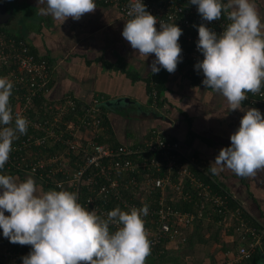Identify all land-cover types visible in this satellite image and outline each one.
Wrapping results in <instances>:
<instances>
[{"label": "built area", "instance_id": "1", "mask_svg": "<svg viewBox=\"0 0 264 264\" xmlns=\"http://www.w3.org/2000/svg\"><path fill=\"white\" fill-rule=\"evenodd\" d=\"M95 1L130 19L127 12L132 0ZM142 3L159 20L175 23L182 29L178 40L182 62L177 69L181 68L187 79L203 86V74L194 67L203 60L196 47L197 27L205 23L219 35L228 23L226 18L202 21L197 6L189 0H142ZM156 27L159 30V24ZM53 69L45 58L32 54L23 40L0 34V77H8L14 83L10 97L14 117L22 116L29 121L27 134L13 143L5 170L22 179L31 175L47 190L77 192L78 203L99 215H106L116 206L126 211L147 204L149 212L144 220L154 263L167 251L180 250L191 233L211 223L235 237L234 262L248 260L256 251L264 254L261 239L264 226L245 219L239 205L219 220L210 216L217 208L221 212L226 209L228 196L212 191L210 186L217 183L202 170L195 156L186 155L182 146L169 141L159 128L151 129L133 145L100 141L104 127L99 100L93 99L79 113L77 101L48 99ZM149 89L155 108L156 83H151ZM261 92L264 93V87ZM247 96L242 106L256 108L264 115V95ZM199 174L211 185L204 183ZM229 198L234 201L233 196ZM182 205L190 206V210L181 209ZM207 208L210 211L206 212ZM31 250L30 245L10 243L0 229V264H22L21 257Z\"/></svg>", "mask_w": 264, "mask_h": 264}, {"label": "clouds", "instance_id": "2", "mask_svg": "<svg viewBox=\"0 0 264 264\" xmlns=\"http://www.w3.org/2000/svg\"><path fill=\"white\" fill-rule=\"evenodd\" d=\"M36 2L38 14L62 21L69 17L79 21L97 8L94 0ZM189 3L197 6L202 21H219L222 16L228 21L219 35L205 23L194 25L196 47L203 55L194 67L203 74L202 85L226 99L229 112L244 113L239 128L230 136V146L219 151L208 170L213 175L218 169H227L239 177L254 176L264 170V115L256 108L245 109L242 102L248 93L264 95V17L256 0ZM127 15L130 19L121 35L138 55H155L148 66L151 74L161 68L175 73L182 62L178 43L182 29L153 16L142 0H132ZM13 89L8 77H0V229L10 243L31 246L21 257L22 264H146L151 254L144 220L147 204L126 211L116 206L99 215L78 203L77 192L45 191L31 175L21 181L5 170L13 143L27 134L29 126L27 118L13 115Z\"/></svg>", "mask_w": 264, "mask_h": 264}, {"label": "crops", "instance_id": "3", "mask_svg": "<svg viewBox=\"0 0 264 264\" xmlns=\"http://www.w3.org/2000/svg\"><path fill=\"white\" fill-rule=\"evenodd\" d=\"M94 2L97 8L93 13L79 21L70 17L62 21L38 14L36 0H9L11 19L0 25V32L23 40L32 54L54 67L48 99L77 101L79 113L93 99L99 100L104 127L100 141L133 145L151 129H162L169 141L179 143L186 155L197 158L200 167L233 196L244 215L264 226V170L249 177H239L227 169H218L216 175L208 170L219 151L230 146V136L239 128L244 113L229 112L223 96L187 79L182 70L170 74L161 68L152 75L148 66L155 55H138L121 35L126 19L115 8ZM256 4L264 17V0H256ZM23 5L27 9L21 8ZM30 11L36 12V24L21 30L33 20ZM9 28L17 34L7 32ZM151 83L163 86L155 108L149 95ZM215 231L213 226L211 231L198 228L190 234L188 241L192 243L178 252L159 255L154 264H264V256L256 263L250 259L234 262L235 237L218 230L213 238ZM146 264H151L150 256Z\"/></svg>", "mask_w": 264, "mask_h": 264}, {"label": "trees", "instance_id": "4", "mask_svg": "<svg viewBox=\"0 0 264 264\" xmlns=\"http://www.w3.org/2000/svg\"><path fill=\"white\" fill-rule=\"evenodd\" d=\"M8 1L9 0H6V2H7V4H8ZM0 34H4L3 32H0ZM7 36H11V35H7ZM48 62V61H47ZM49 63V62H48ZM179 69V71H181V68H178ZM158 86H160V85H157L156 86V89H157V91H158V98H160L161 96H162V92H163V86L161 85L160 87H158ZM69 119L70 120H73L72 118H70L69 117ZM202 170L203 171H205L203 168H202ZM198 173H200V172H198ZM12 175V174H11ZM199 177L202 179V181H204V183H206V184H209V185H211V183L208 181V179L205 177V176H203V175H201V174H199ZM213 179H214V177H212ZM214 181H216L215 179H214ZM211 187V189H212V191L213 192H218V194H220V195H226L227 194V196H228V204H227V207H226V209H222V212L220 211L221 210V208H219V210H214V211H212L211 213H209L210 214V216H212V218H213V220H219V218L220 217H225V216H227L229 213H230V210H233V209H236L237 207H236V202L235 201H232L230 198H229V196H232L227 190H225L219 183H217V185H211L210 186ZM46 190H47V188H45ZM66 190H68V189H66ZM68 191H70V190H68ZM226 193V194H225ZM201 205V204H200ZM181 209H183V210H190V206H186V205H182L181 206ZM208 211H210V209H208L207 208V211L206 212H208ZM245 217H246V219L248 220V221H251V223L253 222L252 221V219H250L249 218V216H247V215H245ZM214 224H207L205 227H206V230L207 231H211L212 230V226H213ZM204 227V226H203ZM204 227V228H205ZM112 230L114 231V229L112 228ZM218 230H220V228H218V227H216V231L213 233V235H212V237L213 238H217L216 237V235H217V231ZM192 240L190 239V241H188L189 242V244L190 243H192L191 242ZM262 243L264 244V236H263V238H262ZM188 243L185 245V247L186 246H188L189 245ZM172 252V251H171ZM175 252H178V251H175ZM170 254V253H169ZM165 255V254H164ZM261 256H264V255H260L259 253H255L253 256H251V258H250V260H251V262H254V263H256V262H258V260H259V258L261 257ZM151 264H154V262L152 261V259H151Z\"/></svg>", "mask_w": 264, "mask_h": 264}, {"label": "water", "instance_id": "5", "mask_svg": "<svg viewBox=\"0 0 264 264\" xmlns=\"http://www.w3.org/2000/svg\"><path fill=\"white\" fill-rule=\"evenodd\" d=\"M12 9L6 0H0V25L7 23L11 19Z\"/></svg>", "mask_w": 264, "mask_h": 264}, {"label": "rangeland", "instance_id": "6", "mask_svg": "<svg viewBox=\"0 0 264 264\" xmlns=\"http://www.w3.org/2000/svg\"><path fill=\"white\" fill-rule=\"evenodd\" d=\"M14 4V1L13 2H11V4ZM15 5V4H14ZM13 5V6H14ZM26 5H23V7H21V8H23L24 10H25V7ZM27 9V8H26ZM31 12V15H32V17H33V20H32V18H31V20L29 21L28 20V22H26V24H24L25 26H23V28H21V30H25V28L27 29L29 26H32V25H35L36 23V21H37V19H36V12L35 11H30ZM24 23V22H23ZM7 32H11V33H14V34H17V32H15V30L14 29H12V28H9V31H7Z\"/></svg>", "mask_w": 264, "mask_h": 264}]
</instances>
